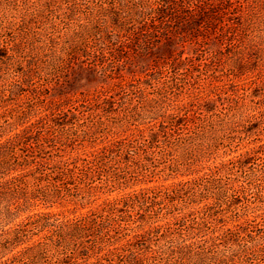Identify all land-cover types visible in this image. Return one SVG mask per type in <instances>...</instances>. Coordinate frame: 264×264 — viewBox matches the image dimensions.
I'll return each instance as SVG.
<instances>
[{
    "label": "rangeland",
    "instance_id": "obj_1",
    "mask_svg": "<svg viewBox=\"0 0 264 264\" xmlns=\"http://www.w3.org/2000/svg\"><path fill=\"white\" fill-rule=\"evenodd\" d=\"M48 1L0 0V45L21 50L19 54L8 50L7 56L0 55V141L18 131L47 105V100L39 94L61 99L80 98L111 88L117 81H128L133 86L116 95L112 102L101 104L98 114L85 106L72 115H56L59 124L46 127L49 139L44 144L48 153L37 168L33 157L40 154V150L29 151L25 145L20 146L17 150L20 164L12 173L25 171L30 188L35 184L44 185L47 180L55 187L45 196L38 193L28 201L23 197L0 198V234L31 215L49 214L45 225H30L19 244L0 252V262L19 249L43 240L54 224L96 212L107 200L142 188L184 182L186 190L175 194L172 201L161 195L158 204L147 205L146 209L131 206L126 212L118 210L120 215L129 214V223L127 216H123L125 220L120 221L124 228L111 230L110 235L114 237L105 240L103 247L117 246L126 233L131 235L159 225V237L152 236L146 247L151 256H142L131 264H189L196 256L181 259L168 249L185 239L195 242L194 246L215 252L217 256H205L208 264H264V0H258L260 9L255 19L261 28L257 33L261 37L241 73L225 77L232 61L226 54L218 55L220 46L210 39L201 47L203 57L217 53L208 66L197 61L193 68L188 67L190 62L176 66L163 63L158 56L167 55V50L161 47L148 56H132V64L120 69L121 76L114 78L90 67V55L98 52L92 53L89 44L85 47L87 53L82 52L83 46L79 50L73 45L62 47L67 45L65 35L76 31L78 23L86 20L91 4L84 0H50V4ZM45 2L48 3L42 9L41 3ZM69 6L73 12L69 11ZM26 20L35 31L56 38L47 47H50L51 57L58 59L47 66L38 63L35 70L39 72L43 66L45 77L44 71L42 77L35 73L29 79L30 86L23 84L24 90L7 95L12 81L22 84L26 60L31 58L28 40L34 38V34L28 30ZM183 48L187 55L192 45L185 44ZM99 60L98 56L97 62ZM104 60L113 61L111 54L106 52ZM57 82L62 84L58 86ZM203 94L210 96L204 98ZM219 94H223L222 99ZM227 94L235 95L227 97ZM185 101H190L192 107L178 112L179 123L165 124L157 142L148 144L140 139L132 148L102 160L89 163L81 160L90 150L102 145L96 139L98 134L111 138L124 131L143 130L147 135L148 130L156 128L158 119L154 117L170 112L172 103ZM203 115H208L212 121ZM128 116L132 117L127 119ZM191 120L196 122L192 124ZM254 150L258 152L251 153L247 162H236L237 156ZM49 152L77 158L78 166L69 165L70 172L49 173L50 176L39 180L41 171L50 172L53 156ZM217 190L219 195H216ZM181 217L186 219L177 223ZM55 230L47 234L49 250L43 256V264H91L103 254L96 248L90 249L88 256L70 252L65 249H70L67 246L70 239L66 235L59 239ZM87 240L94 244L92 235ZM221 254L229 256H218ZM116 258L122 262L126 256Z\"/></svg>",
    "mask_w": 264,
    "mask_h": 264
},
{
    "label": "trees",
    "instance_id": "obj_2",
    "mask_svg": "<svg viewBox=\"0 0 264 264\" xmlns=\"http://www.w3.org/2000/svg\"><path fill=\"white\" fill-rule=\"evenodd\" d=\"M48 2L41 3V8ZM84 2L91 4V11L87 14L86 20L78 23L76 31L65 35L64 43L67 45L64 46L63 44L62 47L66 49L73 45L78 46L79 50V47L83 46L81 50L86 52L85 47L89 44L92 53L98 52L94 56L90 55V67L110 78L120 77V69L132 64V56H148L161 47L167 50V55L158 56L163 63L176 66L180 63L190 62L188 67L193 68V63L197 61L203 66H208L212 58L217 56V53L214 52L210 56L203 57L201 47L206 40L210 39H214L216 44L220 46L218 55L226 54L232 61L228 71L224 74L225 77L229 74L236 75L238 72L241 73L245 64L250 61L256 44H258L257 39L261 37V34H257L261 28L255 21L256 14L260 9L258 0H84ZM68 9L73 12L70 6ZM26 25L28 30L34 34V38L28 40L31 58L26 60L27 69L26 71L23 70L22 84H16L12 81L8 88L10 94L7 95L18 94L24 90L23 84L30 86L29 79L36 75L35 73L41 77L43 74L45 77L43 66L39 65L40 71L36 72L35 67L38 63L47 66L54 64V60L58 59L51 57L50 47H47L48 45L51 46L56 38L47 37L45 33L35 31L29 21L26 22ZM185 44L192 45L191 53L187 55H184L183 47ZM8 50L14 54L21 52L18 48L14 50L12 47L8 49L0 45L1 56H7ZM106 52L111 54L113 61L104 60ZM98 56L100 57L99 62H97ZM50 60L53 62L50 63ZM42 71L44 72L42 73ZM61 84V82H57L58 86ZM130 86H133L131 82L117 81L111 88H103L93 94L82 95L80 98L61 99L49 97L48 94H39V97L47 100V105L39 113L34 114L33 118L25 122L18 131L8 134L0 141V198L3 197V200L5 198L23 197L25 201H28L38 193L45 196L51 187H55L52 181L47 180L44 185L35 184L33 188H30L25 171L21 172L22 170H20V172L12 173L17 170L16 165L20 164L18 161L20 154L17 151L20 146L25 145L29 151L40 150V154H35L37 156L33 157L36 163L35 168H37L44 163V154L48 153L44 143L49 139V134L45 129L59 124L55 118L56 115H72L79 107L85 106H90L91 110L98 114V108L101 104L112 102L116 95L128 91ZM4 95L2 94L3 97ZM222 95L219 94V99L223 98ZM227 95V97H232L235 94ZM209 96L210 94H203L204 98ZM191 107L190 101L172 103L170 112L167 114L162 112L154 117L158 119L155 123L156 128L148 130L147 135L143 134V130L138 131V133L122 131L124 134H118L111 138H107L104 134H98L96 139H99L102 145L90 150L86 157L81 158V160L84 163L102 160L115 152L121 153L129 147L132 148L134 146L132 144L140 139L145 140L148 144L157 142L159 134L164 132L165 124L169 122L174 125L179 123L178 119L181 117L178 116L180 115L178 112ZM173 111L176 114H173ZM130 117L132 116H128L127 119ZM202 117L209 118L208 115ZM98 119L94 122H97ZM209 121L212 119L209 118ZM195 122L191 120L192 124ZM254 152H258V150L244 152L236 157V162L240 164L247 162L251 153ZM52 156L53 158L49 163L50 172L41 171L37 177L39 180H42L43 176L45 178L50 176L49 173L70 172L69 165H73L75 168L78 166L77 158H70L69 155L60 152H56ZM25 158L27 161H31L29 154H26ZM184 184V182H177L161 187L142 188L140 191L127 193L121 198L107 200L99 206L96 212L81 215L76 219L69 220V222L61 221L56 225L54 224L48 233L54 228L59 239L66 235L70 239L67 245L70 246V249L68 247L65 249L71 250L70 252H81V256H88L90 249H101L104 255H99L100 257L91 264L135 263L142 256H151V252L148 253L146 247L149 245L152 236L159 237L160 234L157 229L159 225L150 226L131 235L126 233L117 246H115L116 244H108L103 247L105 240L114 237V235H110L111 230L124 228L123 222L120 221L125 220L123 216H127L126 221L129 223V214L120 215L117 211L126 212V208L131 206H137L143 210L147 208V205L158 204L163 196L167 201H172L175 194L186 190L187 186ZM219 193L220 191L217 190L216 195ZM48 217V213L31 215L25 221L17 223L12 229L0 234V252L12 245L19 244L22 237L28 233L30 225L39 223L45 225L44 222ZM185 219L181 217L177 223ZM47 234L43 240H38L19 249L10 258L1 261L0 264H43V256L49 250L47 239L50 238H46ZM90 235L94 238V244L88 243L87 239ZM194 244L195 242H189L185 239L178 244L168 246V249L170 254L179 256L181 259L182 256H192L191 258L196 256L194 258L196 261L192 259L189 264H208L205 262V256H217L214 251L208 252L203 247L194 246ZM117 256H126V259L122 262L117 261ZM218 256L229 255L221 254ZM101 259H105V262H102Z\"/></svg>",
    "mask_w": 264,
    "mask_h": 264
}]
</instances>
